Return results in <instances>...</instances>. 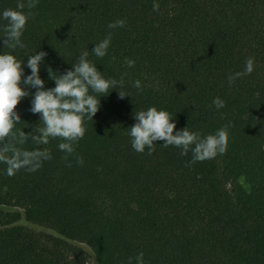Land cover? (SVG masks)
Here are the masks:
<instances>
[{
	"label": "trees",
	"instance_id": "1",
	"mask_svg": "<svg viewBox=\"0 0 264 264\" xmlns=\"http://www.w3.org/2000/svg\"><path fill=\"white\" fill-rule=\"evenodd\" d=\"M17 3L0 0V16ZM31 11L25 48L13 53L24 61L22 79L39 51L45 89L55 87L48 68L63 74L83 51L105 78L127 75L100 97L72 155L61 138H29L17 147L51 159L12 176L0 162V264H85L84 248L96 264H137L141 252L143 264H264V0H38ZM118 19L125 26L110 29ZM109 32L98 58L92 50ZM3 35L0 54L9 51ZM248 58L254 71L229 85ZM217 97L225 107H215ZM31 101L17 105V135L43 127ZM153 106L171 113L174 132L204 137L228 125L226 152L194 164L191 151L182 156L164 141L151 155L136 152L134 114Z\"/></svg>",
	"mask_w": 264,
	"mask_h": 264
},
{
	"label": "clouds",
	"instance_id": "2",
	"mask_svg": "<svg viewBox=\"0 0 264 264\" xmlns=\"http://www.w3.org/2000/svg\"><path fill=\"white\" fill-rule=\"evenodd\" d=\"M38 0H18L16 8L5 9L0 20V31L4 33V51L0 54V162L7 164V174L12 176L16 171L25 168L36 171L42 162L51 159L47 150H22L17 145L25 144L29 138L37 145H47L50 138H61L65 142L58 145L61 151L72 155L75 151L74 144L82 139L86 132V120H93L100 108V97L110 94V89L124 86V73L120 80L105 78L97 66L88 59L89 52L83 51L77 63L70 70L57 75L48 68L50 79L55 81V87L45 89V81L40 78V65L47 56L45 51L29 55L27 67L31 74L24 76V61L18 59L13 53L16 49L25 48L21 37L28 20L33 16L32 9L37 6ZM153 10L158 11L159 5L153 4ZM126 20L118 19L108 25L110 29L124 27ZM112 40V33L98 44L92 52L98 58H103L108 53ZM135 62L126 60L127 67H133ZM254 71V59L248 58L242 72H237L228 77L229 85L240 77L250 75ZM23 85V86H22ZM24 86L36 89L34 94L25 91ZM133 87L142 90L141 82L136 80ZM123 99L128 96L125 92H118ZM32 95L30 111L40 114L43 127L35 129V134H25L23 130L17 135L13 131L15 125L21 122L17 113V105L21 100ZM217 109L225 107V101L217 97L213 100ZM135 124L131 126L129 135L132 148L143 153L145 148L149 154L155 150L156 141H164L163 146H175L181 149L180 155L192 152L191 163L215 158L227 150L229 133L228 125L219 129L215 134L202 137L198 131H190L187 127L174 132L176 123L171 113L149 107L134 114ZM83 163L82 158H77ZM144 254L141 252L135 258L137 264H143ZM132 258H129L131 264Z\"/></svg>",
	"mask_w": 264,
	"mask_h": 264
},
{
	"label": "rangeland",
	"instance_id": "3",
	"mask_svg": "<svg viewBox=\"0 0 264 264\" xmlns=\"http://www.w3.org/2000/svg\"><path fill=\"white\" fill-rule=\"evenodd\" d=\"M85 251V264H96L94 261V258L90 255V252L88 249L84 248Z\"/></svg>",
	"mask_w": 264,
	"mask_h": 264
}]
</instances>
